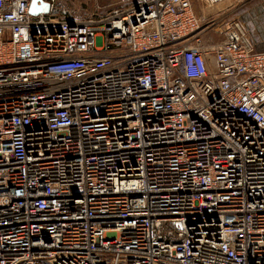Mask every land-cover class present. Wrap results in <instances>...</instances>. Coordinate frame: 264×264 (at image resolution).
<instances>
[{
    "label": "built area",
    "instance_id": "obj_1",
    "mask_svg": "<svg viewBox=\"0 0 264 264\" xmlns=\"http://www.w3.org/2000/svg\"><path fill=\"white\" fill-rule=\"evenodd\" d=\"M195 1L0 0V264H264V49Z\"/></svg>",
    "mask_w": 264,
    "mask_h": 264
},
{
    "label": "rangeland",
    "instance_id": "obj_2",
    "mask_svg": "<svg viewBox=\"0 0 264 264\" xmlns=\"http://www.w3.org/2000/svg\"><path fill=\"white\" fill-rule=\"evenodd\" d=\"M58 1L70 10L73 19L84 20L105 16L115 8L128 7L134 0ZM194 10L201 21L199 35L204 45L220 44L225 38L227 25L236 20L243 25L247 23L248 26L244 27L248 35L264 36V0H225L218 5H211L207 0H196Z\"/></svg>",
    "mask_w": 264,
    "mask_h": 264
},
{
    "label": "water",
    "instance_id": "obj_3",
    "mask_svg": "<svg viewBox=\"0 0 264 264\" xmlns=\"http://www.w3.org/2000/svg\"><path fill=\"white\" fill-rule=\"evenodd\" d=\"M41 2V0H32L31 7H30V13L32 15H38L40 13H46L49 11V5L42 3L41 5H38V3Z\"/></svg>",
    "mask_w": 264,
    "mask_h": 264
},
{
    "label": "crops",
    "instance_id": "obj_4",
    "mask_svg": "<svg viewBox=\"0 0 264 264\" xmlns=\"http://www.w3.org/2000/svg\"><path fill=\"white\" fill-rule=\"evenodd\" d=\"M244 25H246V26H248L247 25V23H245ZM250 33V32H249ZM252 35V34H251ZM251 35H249V36H251ZM258 37V38H257ZM257 37H255V36H251V41L253 42V44H254V46H255V48H256V50L257 51H261V50H263L264 49V46H262V44H264V36H257Z\"/></svg>",
    "mask_w": 264,
    "mask_h": 264
},
{
    "label": "bare ground",
    "instance_id": "obj_5",
    "mask_svg": "<svg viewBox=\"0 0 264 264\" xmlns=\"http://www.w3.org/2000/svg\"><path fill=\"white\" fill-rule=\"evenodd\" d=\"M215 9V8H214Z\"/></svg>",
    "mask_w": 264,
    "mask_h": 264
}]
</instances>
